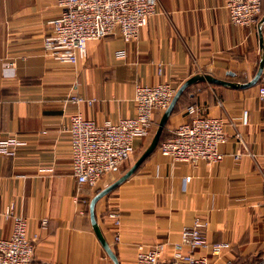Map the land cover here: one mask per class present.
I'll list each match as a JSON object with an SVG mask.
<instances>
[{
	"label": "crops",
	"instance_id": "obj_1",
	"mask_svg": "<svg viewBox=\"0 0 264 264\" xmlns=\"http://www.w3.org/2000/svg\"><path fill=\"white\" fill-rule=\"evenodd\" d=\"M225 3L160 0L137 41L110 33L88 43L86 60L69 64L46 55L50 22L61 12L55 0H0V140L15 136L26 142L15 157L0 155V239L11 235L12 223L3 211L15 201L30 235L39 234L36 260L114 264L93 230L89 204L119 176L103 177L96 188L77 184L65 132L70 117L80 112L98 123L133 117L136 84L168 81L179 88L196 75L251 80L260 60L258 25H234ZM120 50L125 56L118 57ZM72 95L96 101L91 107L77 105L69 101ZM191 104L204 117L225 119L224 160L175 163L156 149L97 203L103 235L120 264H134L139 246L158 244H165L162 258L170 260L183 228L201 218L208 222L211 243L230 245L212 264H264V101L258 85L234 89L197 82L170 117L169 129L187 120ZM238 150L244 155L236 161L232 155ZM113 212L120 213L119 242Z\"/></svg>",
	"mask_w": 264,
	"mask_h": 264
},
{
	"label": "built area",
	"instance_id": "obj_2",
	"mask_svg": "<svg viewBox=\"0 0 264 264\" xmlns=\"http://www.w3.org/2000/svg\"><path fill=\"white\" fill-rule=\"evenodd\" d=\"M60 15L50 23L53 34L45 38L46 55L56 61L77 64L86 60L88 43L118 32L125 42L137 41L140 32L156 15L160 0H55ZM225 8L231 22L237 26L258 25L262 16V0H226ZM118 57L125 51L117 52ZM157 73L162 76L164 65L157 64ZM178 88L172 82L136 84L133 117L106 120L98 123L84 117L80 112L70 117L65 132L71 150L73 176L79 185L96 188L109 172L119 169L134 154L136 142L150 136L157 111H165L171 104ZM259 100L264 101V79L258 85ZM74 104L92 106L95 99L72 95ZM187 120L179 124L172 136L160 142L161 155L175 163L198 165L200 162L216 164L225 154L222 146L227 142V123L221 117H204L200 108L191 105L185 111ZM239 141L242 135L237 133ZM26 145L15 136L0 140V155L15 157L18 149ZM244 153H233L236 161ZM12 223L11 235L0 239V264H52L35 258L39 234L30 235L29 223L20 212L17 203L11 201L3 211ZM113 220L115 240L120 241L121 218L119 212L110 214ZM47 219L42 222L43 226ZM208 222L196 218L191 226L181 232L180 241L174 244V254L164 260L165 244L145 249L139 246L134 264H212L230 248L228 243H211L206 235ZM185 249L188 251L186 252Z\"/></svg>",
	"mask_w": 264,
	"mask_h": 264
},
{
	"label": "water",
	"instance_id": "obj_3",
	"mask_svg": "<svg viewBox=\"0 0 264 264\" xmlns=\"http://www.w3.org/2000/svg\"><path fill=\"white\" fill-rule=\"evenodd\" d=\"M263 27H264V16L260 19L258 22V31H259V38H260V60H259V66L257 69L256 74L254 77L243 83H235V82H229L226 80L218 79L215 78L211 75H196L187 81H185L177 90L171 104L169 107L164 111L160 123H159V128L155 133V136L149 145V147L145 150V152L137 159V161L129 168L127 172H125L121 177H119L117 180H115L113 183L109 184L105 188L99 190L95 196L91 199L90 204H89V213H90V219H91V224L93 227V230L107 253V255L110 257V259L114 262V264H120L118 256L106 240V238L103 235V232L98 224L97 217H96V205L97 203L105 196L110 194L112 191L117 189L120 185H122L124 182H126L142 165V163L156 150L158 147V144L160 143L163 130L166 127V124L170 117L173 115L174 109L181 98V96L184 94V92L193 84H196L197 82L200 81H206L209 84L213 85H221V86H226V87H231L234 89H249L254 86H256L259 81L264 78V37H263ZM232 76L234 74L231 73Z\"/></svg>",
	"mask_w": 264,
	"mask_h": 264
},
{
	"label": "rangeland",
	"instance_id": "obj_4",
	"mask_svg": "<svg viewBox=\"0 0 264 264\" xmlns=\"http://www.w3.org/2000/svg\"><path fill=\"white\" fill-rule=\"evenodd\" d=\"M263 16H264V14H263ZM263 16H261V18ZM160 119H161V116L158 117V118H155L151 136H149L148 138L139 140L140 146L139 147H136V150H135L134 154L132 155V157L123 166H121L119 169L109 172L104 177H108V178L109 177L112 178V176H113V178L114 177H117V176L121 177L125 173V171L127 172L129 170V168H131V166L137 161V159L145 152V150L151 144V142H152V140H153V138L155 136V133H156V131L159 128ZM170 126H172V124ZM169 128L170 127H169V120H168V122L166 124V127L163 130V132L166 135L167 134H171L173 132V130H174L172 128L171 129H169ZM89 195H90V198H91V196H93L94 193L93 192H90Z\"/></svg>",
	"mask_w": 264,
	"mask_h": 264
},
{
	"label": "trees",
	"instance_id": "obj_5",
	"mask_svg": "<svg viewBox=\"0 0 264 264\" xmlns=\"http://www.w3.org/2000/svg\"><path fill=\"white\" fill-rule=\"evenodd\" d=\"M263 14H264V6H263V0H262V16H263ZM243 82H247V81H249V80H242ZM261 81H262V79L259 81V83H261ZM200 83V82H199ZM259 83L257 84V85H259ZM256 85V86H257ZM177 87V86H176ZM178 88V87H177ZM190 88V87H189ZM189 88L184 92V94L181 96V98L179 99V101H178V103H177V105H176V107H175V109H174V112H173V114H176V112L179 110V108H180V105H181V102H182V100H183V98L186 96V94H187V92H188V90H189ZM192 105V104H191ZM188 106H190V105H188ZM187 106V107H188ZM157 112H160L161 113V117H162V115H163V113H164V111H157ZM156 112V113H157ZM156 113H155V116H154V120H155V117H156ZM159 116V117H160ZM152 129H153V127H152ZM151 134H152V130H151V133H150V136H151ZM165 133L163 132V134H162V137H161V140H160V142H163V141H165V140H167L168 138H170L171 136H172V133L171 134H165ZM148 138V137H147ZM158 146H159V144H158ZM156 149H158V147L156 148ZM126 172V171H125ZM101 190V189H100ZM116 190V189H115ZM99 191V190H98ZM97 191V192H98ZM96 192V193H97ZM112 193V192H111ZM109 195V194H108ZM107 195V196H108ZM95 196V195H94Z\"/></svg>",
	"mask_w": 264,
	"mask_h": 264
}]
</instances>
